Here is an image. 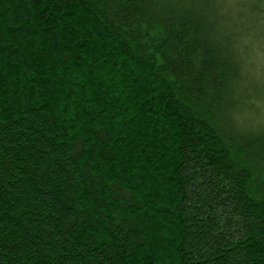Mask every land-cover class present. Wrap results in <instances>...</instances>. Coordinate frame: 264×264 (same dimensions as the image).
Returning <instances> with one entry per match:
<instances>
[{
  "label": "trees",
  "instance_id": "obj_1",
  "mask_svg": "<svg viewBox=\"0 0 264 264\" xmlns=\"http://www.w3.org/2000/svg\"><path fill=\"white\" fill-rule=\"evenodd\" d=\"M176 3L0 0V264H264V137Z\"/></svg>",
  "mask_w": 264,
  "mask_h": 264
},
{
  "label": "clouds",
  "instance_id": "obj_2",
  "mask_svg": "<svg viewBox=\"0 0 264 264\" xmlns=\"http://www.w3.org/2000/svg\"><path fill=\"white\" fill-rule=\"evenodd\" d=\"M175 6L205 20L209 39L235 66L217 106L218 127L264 137V0H177Z\"/></svg>",
  "mask_w": 264,
  "mask_h": 264
}]
</instances>
